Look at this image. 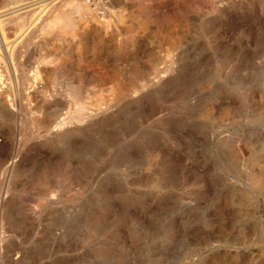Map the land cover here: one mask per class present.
<instances>
[{"label": "rangeland", "instance_id": "1", "mask_svg": "<svg viewBox=\"0 0 264 264\" xmlns=\"http://www.w3.org/2000/svg\"><path fill=\"white\" fill-rule=\"evenodd\" d=\"M228 1L223 2L225 21L210 25L211 32L202 30L207 39L213 37L212 45L219 44L202 77L205 113L194 116L193 137L170 136L157 166L150 164L149 149L136 164L126 159L132 154L122 161L96 160L90 180L73 186L75 197L67 196L63 192L69 186L63 182L70 171L65 159L57 164L47 148L30 139L17 158L13 181L3 186V166L15 159L7 136L0 134V210L5 218H0V264H264V0H244L248 3L243 1L235 12L227 8ZM153 2L159 8L155 17H141L153 23V30L158 22L172 27L183 19L177 10L168 14L173 2ZM6 4L0 0V7ZM125 14V22L134 17ZM75 15L73 7L61 3L41 27L28 22L20 32H11L9 44L19 47L18 61L27 76L40 66L37 61L45 52L37 49L46 42L72 49L67 57L74 58L75 74L94 71L77 70L84 65L73 45L79 46L81 39L64 27L66 21H77ZM55 30L62 38L52 37ZM74 84L77 87V80ZM235 84L238 97L231 91ZM191 98L196 99L195 94ZM234 100L236 123L231 126ZM219 118L230 130V138L223 141L206 134ZM29 132L24 128L21 137H29ZM80 173L85 177L83 169L78 173L82 177ZM123 177L142 184L122 188ZM55 200L61 207L44 208V201Z\"/></svg>", "mask_w": 264, "mask_h": 264}, {"label": "bare ground", "instance_id": "2", "mask_svg": "<svg viewBox=\"0 0 264 264\" xmlns=\"http://www.w3.org/2000/svg\"><path fill=\"white\" fill-rule=\"evenodd\" d=\"M7 1L6 6L0 7V134L7 136L15 161L6 162L1 168L3 186L14 178L17 158L29 145L30 139L47 148L57 164L65 159L64 164L70 172H67V182H63L69 188L63 194L74 196L73 188H77L74 185L91 176L98 163L96 160L122 161L132 154L126 159L134 162L147 155L146 149H149L152 152L149 154L150 164L157 166L160 152L170 146V136L193 137L194 116L205 113L202 104L207 101L201 86L202 77L215 60L216 49L213 48L219 47L217 42L212 45L210 38L213 37L207 39L202 30L224 18L223 2L226 0H163L164 4L173 2L170 10L165 6L168 14L177 10L183 19L172 27H162L157 21L154 30L150 20L146 23L141 19L142 15L155 17L159 8L153 0ZM243 1L229 0L226 6L235 12L241 9ZM61 3L73 7L78 14L75 15L76 22H64V27L73 29L81 39L79 46L73 45L84 65L77 70L98 71L75 74L71 71L76 70L72 64L74 58L67 57L72 49L67 50L64 45L51 46L46 42L37 49L41 54L45 52L37 57L40 66L33 75L27 76L18 61L19 47L9 44L10 34L13 30L20 32L26 28L28 22L41 27L44 20L48 21V13ZM127 11L134 16L129 22L124 21ZM190 24L198 27V31ZM122 35L125 38L118 40ZM52 37L60 39L62 34L55 30ZM200 39H203L202 43ZM75 80L77 87H74ZM231 91L234 97H238L236 84ZM192 94L196 99L191 98ZM183 97L185 100L178 102ZM233 102L231 126L236 123L237 113L236 100ZM220 108V112H225L223 107ZM24 128L30 130V136L23 139ZM228 130L223 118H219L213 127L206 130V134L215 141H223L230 138ZM81 169L86 173L85 177L84 173L79 174L82 177L78 176ZM119 184L127 188L140 186L142 181L123 177ZM43 204L44 208H54L61 202L44 201ZM0 218L5 219L3 212Z\"/></svg>", "mask_w": 264, "mask_h": 264}]
</instances>
